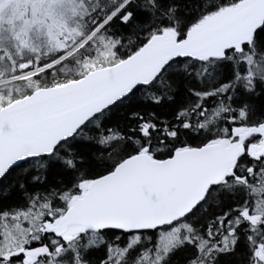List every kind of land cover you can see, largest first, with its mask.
<instances>
[{"label":"snow or ice","instance_id":"snow-or-ice-1","mask_svg":"<svg viewBox=\"0 0 264 264\" xmlns=\"http://www.w3.org/2000/svg\"><path fill=\"white\" fill-rule=\"evenodd\" d=\"M0 264H264V0H0Z\"/></svg>","mask_w":264,"mask_h":264}]
</instances>
